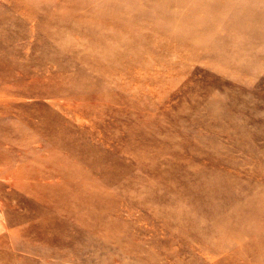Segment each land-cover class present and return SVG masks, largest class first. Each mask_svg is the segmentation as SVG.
I'll return each mask as SVG.
<instances>
[{
  "label": "rangeland",
  "instance_id": "1",
  "mask_svg": "<svg viewBox=\"0 0 264 264\" xmlns=\"http://www.w3.org/2000/svg\"><path fill=\"white\" fill-rule=\"evenodd\" d=\"M49 1L31 17L0 0V264H46L25 245L40 243L35 233L25 234L34 225L26 202H41L18 186L16 170L38 166L35 156L45 144L26 136L49 116L90 150L82 155L105 163L71 159L67 176L81 172L106 182L112 170L121 175L104 185L107 193L89 182L82 185L84 204L80 196L64 204L58 238L70 254L67 263L115 264L119 243H130L119 251L125 250L124 264H264L237 256L240 243L218 254L199 250L165 215V203L149 196L175 201L183 223L194 218L200 227L218 228L242 209L264 206V18L212 21L201 8L193 21L174 23L157 16L165 12L161 2L137 0L139 9H121L112 28L85 34L65 10L76 0ZM81 1L77 14L101 13L103 0ZM190 4L173 9L199 6ZM235 4L263 8L264 1Z\"/></svg>",
  "mask_w": 264,
  "mask_h": 264
},
{
  "label": "bare ground",
  "instance_id": "2",
  "mask_svg": "<svg viewBox=\"0 0 264 264\" xmlns=\"http://www.w3.org/2000/svg\"><path fill=\"white\" fill-rule=\"evenodd\" d=\"M47 1L48 3L44 0H12L13 4L11 8L18 13L20 12L24 15L34 17L36 15V9H38L36 7L40 5L41 8H47V6L50 5L51 2L49 0ZM76 1V3L66 7L65 10L69 13V20L71 24L79 26L80 31L85 34L95 32L96 27L99 30H103L104 28H112L115 24H118L119 20L113 17H117L119 11L125 7L126 9L133 11H137L139 9L137 8V0H103L102 7L98 6V10L101 13L89 15L77 14V8L84 6V2L81 0ZM158 1L165 7V12L158 13L157 16L164 19L169 18V21L174 23L180 21H193L197 18V11H200L201 8L203 11H207V16L211 17L212 21L219 18L222 19L238 15L239 17H246L248 24H250L251 22L253 23L254 20H262L264 18V4L263 8L252 7L249 9L244 8L243 10H238L237 8L240 4L236 5V0H195L199 6L195 11L189 12L181 11L180 9H173V6H177V3H180L181 5H191L190 2L194 3V0H149L147 2V6L149 4L155 5V2ZM136 8L137 10H134ZM185 29H187V27H185ZM210 29L211 27H206V31ZM203 30L204 29H200V31ZM238 30L239 29L235 30L233 28H224L221 31L223 33H227ZM191 37L194 39L196 37L195 33L192 32ZM169 48L173 51L177 49L174 45H171ZM161 56L162 54L158 55V57ZM67 94L71 96V98H74L75 92H68ZM47 119L48 120L45 119L38 125H33L31 123L32 127L36 129V132L31 136H26L27 138H30V141L39 139L45 144V147L37 152L35 156L38 166L36 168L23 166L16 170L21 177L18 181V186L22 190L26 191V193L36 197L41 202V206L26 202V207L30 212L29 218L34 222V225L31 229L27 231L25 230V234L30 231L35 233L36 238L40 240V243L38 246L35 245L34 247L33 245L30 247L31 243L25 242V245L31 248L32 251L39 253L42 256L39 257V259L43 258L46 260V264H51L49 261L51 258L56 259L58 262L57 264H71L67 263V261L71 260L70 254L67 249L62 248L66 243L58 238V235L61 233L60 225H62V222L59 221V216L66 213V209L68 207L67 206L65 208L64 204H69L70 201H72L71 197L75 198V196H80V202L84 204L88 198H84L82 185L88 184L89 182L90 184L95 183L101 191H105L107 193L109 189L104 185L109 187L113 186L116 183L117 178L121 177V175L116 174L112 170V173L106 174L103 178L106 182H102L100 177H97L98 181L95 177L91 176L88 179L84 177L81 172L78 173L76 178H72L70 175L67 176V170L71 159L73 161H78L79 164H85L84 162L93 161V165L103 166L105 163H103V160H98V158L82 155L90 150L79 145L77 139H73V131L63 125L59 118L49 116ZM43 151H46L48 154H43ZM75 154H78V157L76 158L77 160L71 157ZM98 161L99 164H94ZM43 163L48 165L58 164L61 169H44ZM108 167L112 169V167H116V165L109 163ZM45 181L49 183L48 187H46L47 185ZM149 196L158 204H161V202L165 203V215L177 222L176 225H178L185 238L193 240L198 245L197 248L199 250H206L212 254H218L228 248H231L232 245L240 243L242 245H240L241 247L236 252L237 256L247 254L264 259L263 203L258 202L257 207L250 209L251 211L249 212L242 209L238 215L235 214L234 216H230L229 221L225 225L213 228L200 227V224H196L194 218L190 219L191 222L189 221L188 223H183L184 214L182 213L180 206L175 201L162 196H157L156 198L153 194H150ZM173 203L176 204V206H173ZM183 224H186L187 227ZM173 242L174 240L172 239H166L167 244H173ZM17 244L19 245V242H17ZM53 244L60 247V249L57 248L55 250L52 246ZM122 244L119 243L120 250L121 246H130V243L126 245ZM41 247L44 250L41 249ZM119 251L118 254L111 255V257L113 261L116 262L115 264H124L121 260L126 257L124 254L125 250L121 253H119ZM10 260L12 264H34L31 260L27 259ZM187 264H198V262L190 261Z\"/></svg>",
  "mask_w": 264,
  "mask_h": 264
}]
</instances>
